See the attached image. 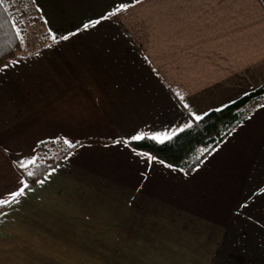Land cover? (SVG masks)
Segmentation results:
<instances>
[{
  "label": "crops",
  "instance_id": "crops-1",
  "mask_svg": "<svg viewBox=\"0 0 264 264\" xmlns=\"http://www.w3.org/2000/svg\"><path fill=\"white\" fill-rule=\"evenodd\" d=\"M33 2L52 43L0 66V198L38 143L75 147L0 205V264H264L214 261L244 216L264 240V103L189 173L127 144L264 84V0Z\"/></svg>",
  "mask_w": 264,
  "mask_h": 264
},
{
  "label": "trees",
  "instance_id": "trees-1",
  "mask_svg": "<svg viewBox=\"0 0 264 264\" xmlns=\"http://www.w3.org/2000/svg\"><path fill=\"white\" fill-rule=\"evenodd\" d=\"M31 40L39 43L29 44ZM51 43L33 0H0V66L32 55ZM263 103L264 84L192 120L164 141L143 137L127 144L189 173ZM70 150L60 139L40 142L35 147L37 165L18 171L29 187ZM29 171L34 174L29 176Z\"/></svg>",
  "mask_w": 264,
  "mask_h": 264
},
{
  "label": "rangeland",
  "instance_id": "rangeland-1",
  "mask_svg": "<svg viewBox=\"0 0 264 264\" xmlns=\"http://www.w3.org/2000/svg\"><path fill=\"white\" fill-rule=\"evenodd\" d=\"M31 36V35H29ZM39 42L37 40H31L29 42V44H38ZM26 44V42H25ZM28 45V44H27ZM29 46V45H28ZM30 47L33 48V46L31 45ZM26 51V49H25ZM253 218H259V216L253 217ZM253 218H249L248 216H244V219H242L241 222H236L234 221V223H232L230 226V228L225 232V236L223 238L220 239V241L218 242V247L215 251L214 254V261L217 260H221L224 257H227V260H230L231 257H233L232 255L228 254V250L229 249H236V251H238L239 249H246V252H250L251 251V247L254 246L255 248H257L258 246H263L264 247V240H261L259 238H254L253 236L255 234L254 228H249V226H246L247 222H244L245 219H248V223L251 222H255L253 221ZM229 226V224H228ZM255 226V224L253 223L252 227ZM253 232V233H252ZM262 242V244L260 243V245H258V242ZM262 252L264 253V249H262ZM242 251V250H240ZM250 255V254H249ZM264 255H262L263 257ZM249 257L244 256V258ZM229 262V261H228Z\"/></svg>",
  "mask_w": 264,
  "mask_h": 264
},
{
  "label": "snow or ice",
  "instance_id": "snow-or-ice-1",
  "mask_svg": "<svg viewBox=\"0 0 264 264\" xmlns=\"http://www.w3.org/2000/svg\"><path fill=\"white\" fill-rule=\"evenodd\" d=\"M126 7H127L126 5L120 4L115 8V10L113 12H110L108 14V16L102 17V19H108L110 16L115 15L116 13H118L120 11L126 10ZM99 22H100L99 20L98 21H90L89 23L85 24L83 27H84V29H88L89 27H95V25L98 24ZM51 38L53 39V41L57 40V37H55L54 35ZM67 38L68 37H66V36L60 37V39H67ZM10 63H13V62H10ZM7 67H8V65H5L3 68H0V71H3L4 68H7ZM199 118L200 117H197V119H199ZM142 138H143L142 136L133 137V139H137V140L142 139ZM154 139H155V137H154ZM63 143L65 145H67L69 149L75 147V145L67 139H65L63 141ZM29 165H37V159L35 157H33V158H30L29 160H27L26 162L20 163V167H24V168H27ZM27 174L29 176H32L34 173L32 171H29ZM27 187H28V185L24 184L23 187H21L18 191H14V192L8 194V198H0V205L15 202L17 197L21 196L24 193L25 188H27Z\"/></svg>",
  "mask_w": 264,
  "mask_h": 264
}]
</instances>
